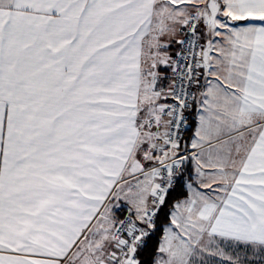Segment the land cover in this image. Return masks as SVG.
Masks as SVG:
<instances>
[{
	"label": "snow or ice",
	"instance_id": "1",
	"mask_svg": "<svg viewBox=\"0 0 264 264\" xmlns=\"http://www.w3.org/2000/svg\"><path fill=\"white\" fill-rule=\"evenodd\" d=\"M215 257L264 264V0H0V264Z\"/></svg>",
	"mask_w": 264,
	"mask_h": 264
},
{
	"label": "trees",
	"instance_id": "2",
	"mask_svg": "<svg viewBox=\"0 0 264 264\" xmlns=\"http://www.w3.org/2000/svg\"><path fill=\"white\" fill-rule=\"evenodd\" d=\"M185 190L177 189L176 192H173L171 197H170V203L174 202L177 199H182L184 197ZM167 211V209H166Z\"/></svg>",
	"mask_w": 264,
	"mask_h": 264
},
{
	"label": "rangeland",
	"instance_id": "3",
	"mask_svg": "<svg viewBox=\"0 0 264 264\" xmlns=\"http://www.w3.org/2000/svg\"><path fill=\"white\" fill-rule=\"evenodd\" d=\"M209 264H220V258L219 257L209 258Z\"/></svg>",
	"mask_w": 264,
	"mask_h": 264
},
{
	"label": "crops",
	"instance_id": "4",
	"mask_svg": "<svg viewBox=\"0 0 264 264\" xmlns=\"http://www.w3.org/2000/svg\"><path fill=\"white\" fill-rule=\"evenodd\" d=\"M190 136H191V131L188 132L186 139H187L188 137H190ZM189 168H191V165H189ZM182 199H183V198H182ZM123 214H125V212H123V211L117 213V215L120 216V217H121Z\"/></svg>",
	"mask_w": 264,
	"mask_h": 264
},
{
	"label": "built area",
	"instance_id": "5",
	"mask_svg": "<svg viewBox=\"0 0 264 264\" xmlns=\"http://www.w3.org/2000/svg\"><path fill=\"white\" fill-rule=\"evenodd\" d=\"M190 122H191V120H190ZM188 132H189V131L185 132V134H184V135H185V138L187 137ZM125 214H126V213H125ZM125 214H123V215L121 216V218H123V216H124Z\"/></svg>",
	"mask_w": 264,
	"mask_h": 264
}]
</instances>
